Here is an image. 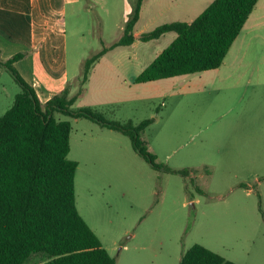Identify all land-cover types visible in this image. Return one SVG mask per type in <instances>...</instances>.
<instances>
[{"label":"rangeland","instance_id":"374dc122","mask_svg":"<svg viewBox=\"0 0 264 264\" xmlns=\"http://www.w3.org/2000/svg\"><path fill=\"white\" fill-rule=\"evenodd\" d=\"M135 1H95L67 12L73 108L92 107L123 125L151 119L140 135L156 155L153 165L126 132L57 112L73 124L79 211L117 264H180L195 243L239 264H264V0L220 68L147 83L135 76L176 33L148 42L142 33L191 21L211 0H147L137 46L111 47ZM104 47L84 83L86 60ZM5 61L0 115L22 91ZM44 259L36 254L27 264Z\"/></svg>","mask_w":264,"mask_h":264},{"label":"trees","instance_id":"16d2710c","mask_svg":"<svg viewBox=\"0 0 264 264\" xmlns=\"http://www.w3.org/2000/svg\"><path fill=\"white\" fill-rule=\"evenodd\" d=\"M144 0H136L124 34L111 47L131 45ZM259 0H213L194 20L163 23L142 33L141 39H158L176 32L169 44L136 78L149 82L219 68L240 35ZM107 48L86 60L84 83ZM23 53L4 64L22 86L8 111L0 115V264H27L36 254L46 259L36 264H117L77 206V160L71 159V120L89 118L130 135L136 150L156 165L140 135L151 119L138 126L106 119L92 107L74 109L78 95L70 89L46 103L14 66ZM83 89L80 90L82 93ZM79 93V94H80ZM180 264H239L209 247L195 243Z\"/></svg>","mask_w":264,"mask_h":264},{"label":"crops","instance_id":"0c3cea01","mask_svg":"<svg viewBox=\"0 0 264 264\" xmlns=\"http://www.w3.org/2000/svg\"><path fill=\"white\" fill-rule=\"evenodd\" d=\"M95 1L104 0H0V59L5 61L18 53H23V56L14 62V66L35 88L43 103L62 92L73 81V77L70 76L66 32L69 8L85 4L93 8L96 6ZM146 1L144 0L142 4L140 18L135 26V41L129 46L135 47L138 44L137 33L142 31H138L137 26L143 17ZM251 16L252 14L246 24ZM102 59L103 55L99 60ZM80 73L81 69L79 72L73 71L72 75L77 77Z\"/></svg>","mask_w":264,"mask_h":264}]
</instances>
